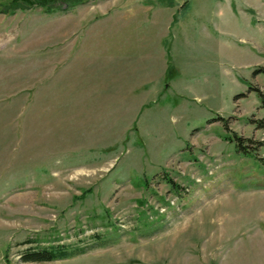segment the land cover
<instances>
[{
    "label": "rangeland",
    "instance_id": "obj_1",
    "mask_svg": "<svg viewBox=\"0 0 264 264\" xmlns=\"http://www.w3.org/2000/svg\"><path fill=\"white\" fill-rule=\"evenodd\" d=\"M255 88L264 0H0V264H264Z\"/></svg>",
    "mask_w": 264,
    "mask_h": 264
},
{
    "label": "trees",
    "instance_id": "obj_2",
    "mask_svg": "<svg viewBox=\"0 0 264 264\" xmlns=\"http://www.w3.org/2000/svg\"><path fill=\"white\" fill-rule=\"evenodd\" d=\"M24 2L27 4V6H32V5H40L44 6L48 2V0H24ZM23 8V7H20ZM259 93L261 97V104L262 107H264V90L261 91L258 88H255ZM219 119H222L221 117ZM257 122V126L263 127L264 126V119L263 120H258L255 121ZM238 141H242V138L240 136H237ZM171 180L168 179V182ZM32 240H27V242H30ZM57 247V246H55ZM59 247V246H58ZM65 253L63 250L57 249V250H51L48 248H42L40 250H29L27 252H24L21 257L25 261H52V260H57V259H62L65 258Z\"/></svg>",
    "mask_w": 264,
    "mask_h": 264
},
{
    "label": "crops",
    "instance_id": "obj_3",
    "mask_svg": "<svg viewBox=\"0 0 264 264\" xmlns=\"http://www.w3.org/2000/svg\"><path fill=\"white\" fill-rule=\"evenodd\" d=\"M164 70H165V68H164ZM161 89H162V86H161ZM155 92H156V89H155L154 93H155ZM144 106H146L145 103L142 104L140 108H142V107H144ZM140 110H141V109H140Z\"/></svg>",
    "mask_w": 264,
    "mask_h": 264
}]
</instances>
